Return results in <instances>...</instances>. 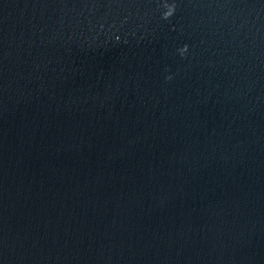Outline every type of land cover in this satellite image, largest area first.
I'll return each mask as SVG.
<instances>
[{
  "label": "water",
  "instance_id": "1",
  "mask_svg": "<svg viewBox=\"0 0 264 264\" xmlns=\"http://www.w3.org/2000/svg\"><path fill=\"white\" fill-rule=\"evenodd\" d=\"M0 264H264V0H0Z\"/></svg>",
  "mask_w": 264,
  "mask_h": 264
},
{
  "label": "clouds",
  "instance_id": "2",
  "mask_svg": "<svg viewBox=\"0 0 264 264\" xmlns=\"http://www.w3.org/2000/svg\"><path fill=\"white\" fill-rule=\"evenodd\" d=\"M174 8H171L166 14H165V18L170 17L173 14ZM182 51H187V48L185 47V49H183ZM170 79V77H169Z\"/></svg>",
  "mask_w": 264,
  "mask_h": 264
}]
</instances>
